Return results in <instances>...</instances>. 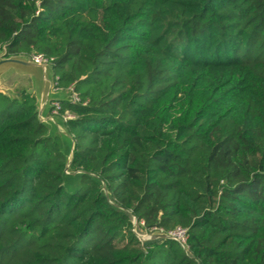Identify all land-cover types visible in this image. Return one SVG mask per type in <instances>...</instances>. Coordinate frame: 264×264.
I'll return each instance as SVG.
<instances>
[{
    "label": "trees",
    "instance_id": "trees-1",
    "mask_svg": "<svg viewBox=\"0 0 264 264\" xmlns=\"http://www.w3.org/2000/svg\"><path fill=\"white\" fill-rule=\"evenodd\" d=\"M4 47L54 66L82 172L0 93V264H264V0H0Z\"/></svg>",
    "mask_w": 264,
    "mask_h": 264
},
{
    "label": "water",
    "instance_id": "water-1",
    "mask_svg": "<svg viewBox=\"0 0 264 264\" xmlns=\"http://www.w3.org/2000/svg\"><path fill=\"white\" fill-rule=\"evenodd\" d=\"M6 54L4 47L0 52V93L11 97L19 96L15 88L20 84V79L30 78L32 87L29 93L36 98L38 120L48 127L49 136L59 134L63 140L67 157L65 175L82 172H75L72 169L75 141L66 128V120L57 115H50L54 109V103L67 99L70 93L68 90L56 89L54 66L35 62L28 55L6 56Z\"/></svg>",
    "mask_w": 264,
    "mask_h": 264
},
{
    "label": "built area",
    "instance_id": "built-area-1",
    "mask_svg": "<svg viewBox=\"0 0 264 264\" xmlns=\"http://www.w3.org/2000/svg\"><path fill=\"white\" fill-rule=\"evenodd\" d=\"M33 61L38 62V63H47V64H51L46 58H44L42 55H34L31 57ZM73 100L77 101L78 97L77 96H73ZM60 108V102H56L54 103V109L53 112L57 114L58 109ZM66 119V118H65ZM162 237H170L173 239L178 240L179 242H181L183 245L186 243L187 240V234H186V230L178 227L176 230L174 231H169L168 233L161 235Z\"/></svg>",
    "mask_w": 264,
    "mask_h": 264
},
{
    "label": "rangeland",
    "instance_id": "rangeland-1",
    "mask_svg": "<svg viewBox=\"0 0 264 264\" xmlns=\"http://www.w3.org/2000/svg\"><path fill=\"white\" fill-rule=\"evenodd\" d=\"M21 86L22 87H24L25 89H29V85H30V83H29V81L28 80H26V79H22V81H21ZM55 86H56V78H55ZM69 96H70V93H69ZM68 96V97H69ZM51 115H56V113H54V112H52V114ZM65 119V118H64ZM66 120V119H65ZM69 179H71V178H69ZM72 180V179H71ZM137 225V224H136ZM135 232H136V234L138 235V237L142 240V241H148V240H150L152 237H153V233H149V232H147L146 230H145V228H144V226L142 225V223H141V225H139V226H137L136 227V230H135Z\"/></svg>",
    "mask_w": 264,
    "mask_h": 264
},
{
    "label": "crops",
    "instance_id": "crops-1",
    "mask_svg": "<svg viewBox=\"0 0 264 264\" xmlns=\"http://www.w3.org/2000/svg\"><path fill=\"white\" fill-rule=\"evenodd\" d=\"M22 79H26V80L29 81V83H30V85H29V89H28V92H29L30 89H31V87H32V84H31V80H30V78H28V77H22V78L20 79V84L15 88V91L18 92L19 89L24 88V87L21 86V85H22V84H21ZM57 90H58V89H57ZM60 91H66V90H60ZM18 93H19V92H18ZM52 112H53V111L50 112V115L52 114Z\"/></svg>",
    "mask_w": 264,
    "mask_h": 264
}]
</instances>
